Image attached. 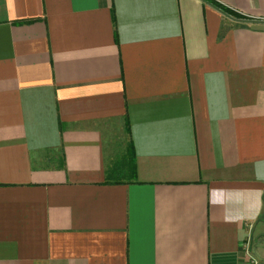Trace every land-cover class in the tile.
<instances>
[{"label": "crops", "instance_id": "obj_1", "mask_svg": "<svg viewBox=\"0 0 264 264\" xmlns=\"http://www.w3.org/2000/svg\"><path fill=\"white\" fill-rule=\"evenodd\" d=\"M248 237L264 264V0H0V264H244Z\"/></svg>", "mask_w": 264, "mask_h": 264}, {"label": "trees", "instance_id": "obj_2", "mask_svg": "<svg viewBox=\"0 0 264 264\" xmlns=\"http://www.w3.org/2000/svg\"><path fill=\"white\" fill-rule=\"evenodd\" d=\"M215 7L222 10L223 12L231 15L235 18H241L239 15L229 11L228 9L218 5L215 2L210 1ZM223 32H221V36ZM136 167H135V157L133 153L132 146H129L127 150V157L123 158L121 161H117L110 165L105 172V184H123L129 183L135 179Z\"/></svg>", "mask_w": 264, "mask_h": 264}, {"label": "built area", "instance_id": "obj_3", "mask_svg": "<svg viewBox=\"0 0 264 264\" xmlns=\"http://www.w3.org/2000/svg\"><path fill=\"white\" fill-rule=\"evenodd\" d=\"M242 260L244 264H260L259 260L254 256L251 246V238L248 237L243 243L242 248Z\"/></svg>", "mask_w": 264, "mask_h": 264}, {"label": "water", "instance_id": "obj_4", "mask_svg": "<svg viewBox=\"0 0 264 264\" xmlns=\"http://www.w3.org/2000/svg\"><path fill=\"white\" fill-rule=\"evenodd\" d=\"M223 15H225L227 18H231V16L230 15H228V14H226L225 12H223V11H220ZM245 22H247V23H255L254 21H245Z\"/></svg>", "mask_w": 264, "mask_h": 264}, {"label": "rangeland", "instance_id": "obj_5", "mask_svg": "<svg viewBox=\"0 0 264 264\" xmlns=\"http://www.w3.org/2000/svg\"><path fill=\"white\" fill-rule=\"evenodd\" d=\"M115 160V159H114Z\"/></svg>", "mask_w": 264, "mask_h": 264}]
</instances>
